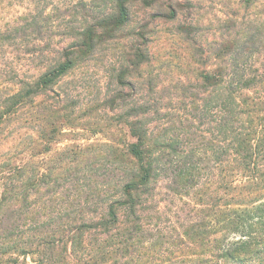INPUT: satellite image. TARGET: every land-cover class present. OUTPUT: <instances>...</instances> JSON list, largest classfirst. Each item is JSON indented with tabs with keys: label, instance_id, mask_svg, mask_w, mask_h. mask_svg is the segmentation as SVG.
<instances>
[{
	"label": "trees",
	"instance_id": "trees-1",
	"mask_svg": "<svg viewBox=\"0 0 264 264\" xmlns=\"http://www.w3.org/2000/svg\"><path fill=\"white\" fill-rule=\"evenodd\" d=\"M139 6L178 20L172 0H0V264L264 260V25L206 47L179 22L190 81L168 100L147 24L126 33ZM128 35L116 120L80 142L77 72Z\"/></svg>",
	"mask_w": 264,
	"mask_h": 264
},
{
	"label": "rangeland",
	"instance_id": "rangeland-1",
	"mask_svg": "<svg viewBox=\"0 0 264 264\" xmlns=\"http://www.w3.org/2000/svg\"><path fill=\"white\" fill-rule=\"evenodd\" d=\"M179 3L178 20L166 21L156 16V10L139 6L134 11L133 22L126 29V33L137 32L135 26L147 24L146 36L149 50L152 55L151 62L143 68L144 75L152 73L156 81L166 90L162 92L170 99L171 95L180 96L185 94L180 82L190 81L189 73L186 72L190 41L178 32L179 22H188L196 26L195 37L206 47L207 44L221 36L231 32L254 29L264 25V0H253L247 6L245 0H172ZM229 26V27H228ZM135 28V29H134ZM132 35L116 41L109 49H103L100 57L92 61L89 66L79 68V141L97 142L106 140L102 128L115 122V110L101 105L107 97L110 89L106 78V66L109 65L110 57L116 59V55L122 50L123 44L131 48ZM184 72V73H183ZM67 76L64 82L74 78ZM146 79L145 77H143ZM142 82V79H141ZM100 84V87L97 85ZM193 90V89H192ZM97 132V133H94ZM89 137V138H88ZM73 138V137H69ZM70 142V141H66ZM65 142V143H66ZM182 205L176 200L175 203H163L165 211L175 210ZM244 264H264V260L255 259L245 261Z\"/></svg>",
	"mask_w": 264,
	"mask_h": 264
}]
</instances>
